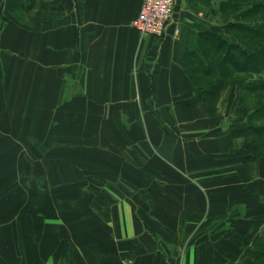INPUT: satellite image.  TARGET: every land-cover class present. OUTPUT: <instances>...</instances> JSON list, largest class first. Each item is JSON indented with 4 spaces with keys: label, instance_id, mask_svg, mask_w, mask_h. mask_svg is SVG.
<instances>
[{
    "label": "crops",
    "instance_id": "1",
    "mask_svg": "<svg viewBox=\"0 0 264 264\" xmlns=\"http://www.w3.org/2000/svg\"><path fill=\"white\" fill-rule=\"evenodd\" d=\"M219 1L175 0L157 36L132 25L142 0H0V264H241L264 232V157L231 133L250 77L209 112L184 65ZM39 146L98 158L51 168L79 183L53 216Z\"/></svg>",
    "mask_w": 264,
    "mask_h": 264
},
{
    "label": "trees",
    "instance_id": "2",
    "mask_svg": "<svg viewBox=\"0 0 264 264\" xmlns=\"http://www.w3.org/2000/svg\"><path fill=\"white\" fill-rule=\"evenodd\" d=\"M211 10L218 17L217 23L201 30L196 42L186 46L187 77L209 112L215 111L222 91L235 79L250 77L240 84L239 99L247 126L231 133L251 136L246 159H252L254 154L264 157V81L253 79L264 71V5L220 0L217 10ZM259 237L241 264H264V232Z\"/></svg>",
    "mask_w": 264,
    "mask_h": 264
},
{
    "label": "rangeland",
    "instance_id": "3",
    "mask_svg": "<svg viewBox=\"0 0 264 264\" xmlns=\"http://www.w3.org/2000/svg\"><path fill=\"white\" fill-rule=\"evenodd\" d=\"M97 145V142L95 141H89V140H85V141H81L79 143L75 142L74 145H71L70 147L65 149V152H72L74 151V148H78L79 150H81L82 152L85 149H88L90 147H95ZM27 151L29 152V150L27 149ZM35 152H33V154L31 155L28 154L30 158H32L34 165L38 166L39 170L38 172L36 171V169H34V176H33V186L35 188H33L34 190L38 191L39 193L37 194L39 198H41V201H44L45 203H50L47 206V210L46 212L50 215H55L59 212H62L64 210H66L67 207L64 208H60L58 206H56V200L58 198H68L69 196H73L75 197V195H78L76 191L77 187L79 186V183L74 181V179H76L77 175L74 176H70L71 179L67 180V177H63L61 172L58 171V175H52L50 174V170L51 168H56V165L59 167L60 165H65L66 169L67 168H71L72 169V165L78 164V165H83L85 163L90 162L91 160H96L98 158L96 157H89V156H81V157H58V156H54V158H50L51 156H46V154L42 155V149L41 147H37L35 150ZM48 158L49 161L46 163V165L44 164L45 162L42 161H46ZM30 160V159H29ZM41 162V163H40ZM40 164V165H39ZM96 164V163H94ZM47 168V173L45 172ZM69 175H73V173H69ZM74 177V179H72ZM65 182V185L63 184ZM86 185L88 186L90 183L88 181H85ZM37 188V189H36ZM104 190L101 189H97V193L98 194H104L106 193ZM65 225V223H64Z\"/></svg>",
    "mask_w": 264,
    "mask_h": 264
},
{
    "label": "built area",
    "instance_id": "4",
    "mask_svg": "<svg viewBox=\"0 0 264 264\" xmlns=\"http://www.w3.org/2000/svg\"><path fill=\"white\" fill-rule=\"evenodd\" d=\"M175 0H142L132 25L140 34L162 35L174 12Z\"/></svg>",
    "mask_w": 264,
    "mask_h": 264
}]
</instances>
